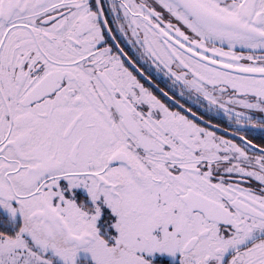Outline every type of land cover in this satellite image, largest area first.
Segmentation results:
<instances>
[{"label":"snow or ice","instance_id":"1","mask_svg":"<svg viewBox=\"0 0 264 264\" xmlns=\"http://www.w3.org/2000/svg\"><path fill=\"white\" fill-rule=\"evenodd\" d=\"M0 264H264V0H0Z\"/></svg>","mask_w":264,"mask_h":264}]
</instances>
